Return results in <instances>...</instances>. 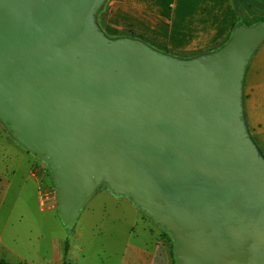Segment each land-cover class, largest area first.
Listing matches in <instances>:
<instances>
[{"label":"water","instance_id":"water-1","mask_svg":"<svg viewBox=\"0 0 264 264\" xmlns=\"http://www.w3.org/2000/svg\"><path fill=\"white\" fill-rule=\"evenodd\" d=\"M94 0H0V102L54 159L70 213L111 167L180 242L179 264H264V178L233 126L238 76L258 26L193 68L83 32Z\"/></svg>","mask_w":264,"mask_h":264},{"label":"crops","instance_id":"crops-1","mask_svg":"<svg viewBox=\"0 0 264 264\" xmlns=\"http://www.w3.org/2000/svg\"><path fill=\"white\" fill-rule=\"evenodd\" d=\"M240 14L264 18V0H111L106 22L118 30L156 38L168 49L188 56L221 45ZM237 100L232 109L237 139L247 159L264 178V36L246 69ZM40 164L16 127L5 118L1 120L0 261L180 263L179 240L130 189H117L111 182L108 186L92 185L69 214L60 200L53 210H43L40 205L38 210L35 204H39V183L51 187L60 184L53 166L35 175ZM94 191L110 201H102L95 208L90 202ZM8 194L14 198L7 206L4 201ZM127 194L131 195L130 202L119 200V195ZM95 211L101 223L97 232V224L92 222Z\"/></svg>","mask_w":264,"mask_h":264},{"label":"rangeland","instance_id":"rangeland-1","mask_svg":"<svg viewBox=\"0 0 264 264\" xmlns=\"http://www.w3.org/2000/svg\"><path fill=\"white\" fill-rule=\"evenodd\" d=\"M110 2H111V0H94L86 8L85 13H84V17H83V21H82L83 32L89 39H91L94 42L97 49H99V50H111V51L116 52L121 47H125V46L126 47H133V48H137V49L144 51V53L147 54L148 56H150L151 58H155V59H158L160 61H166V62L172 63L179 68H193V67H196V66H198L204 62H209L211 60H215V59L219 58L221 55H223V53H225L227 51V49H229L232 46V44L234 43V41L236 40L237 37L243 36V35H248L249 33H251L254 29H256L258 27V25L250 26L251 18L247 17L246 15L240 14L238 16V19H236V22L233 26V29L230 33V36L221 45L217 46L216 48H214L212 50L204 51L200 54H189L187 56V55H182L178 52H174L173 50H170V49L168 51L167 49H165L166 47H164V45H162V47H161V45L158 44V42H161L159 40L158 41H154V40L149 41V38H147L146 40L138 38L137 36L133 35L131 33V31H129V30H125L126 31V32H124L125 37H122V38L111 37V36L105 34L102 31V25L107 23L106 17H107ZM133 33H134V31H133ZM261 40H262V38L260 40H258V42H256V44H254V46L251 48V50L246 55L245 60L242 64V67H241V70H240V73L238 76V80H237L236 90H235L234 102H236V106L238 104L239 99L237 100V97H238L239 89L242 85V81L244 79V74H245L246 69L248 68V65L252 59V56H253L255 49H256V46L260 43ZM153 42H155V43H153ZM156 47L159 49H157ZM160 47H161V50H160ZM164 52H166L168 54H165ZM234 102H233V104H234ZM6 108H7L6 104L4 102H0V114H1L0 121L4 120V118H5V119L9 120L13 126H15V124L13 122V118L9 114L6 113ZM19 134H21V133L19 132ZM24 139L30 144L32 153L34 154L35 157L37 156L39 163H41L38 166V168L36 169L35 175H38L41 170L42 171L44 169L49 170V166H53V168H56L55 161L48 152H46L45 150H43L42 148L37 146L32 141L26 139L25 137H24ZM41 166H43L44 168H42ZM110 170H111L110 166L99 168L96 180L94 181L93 185H95V186H102V185L108 186L109 182H111L109 179ZM56 173H57V171H56ZM57 178L59 180L58 175H57ZM59 182H60V180H59ZM46 186L54 189L55 192L58 193V199L60 200V202L62 203V205L64 207V195H63V191L61 188V184H59V186H55V187L54 186L51 187L49 185H46ZM119 196L121 198L119 200H125L127 202H130V200H131L130 194L119 195ZM38 197H39V195H38ZM105 197H107V196L106 195H97V193L94 191L93 198L90 202L92 203V205L95 208H98V207H100L102 201H106V202L110 201L109 199H105ZM12 198H14V197L11 196L10 194H8V198L4 201L7 204V206L11 203ZM39 205L40 204H38V202H37L35 204V207L38 209ZM106 206L110 207L107 203H106ZM92 222L97 224V227L96 228L94 227V232H97L99 230V228H101V225H100L101 223H100V219H99L97 211H95V215L92 217ZM203 264H206V263H203ZM217 264H244V263L239 262L238 260H225V261L217 262Z\"/></svg>","mask_w":264,"mask_h":264},{"label":"trees","instance_id":"trees-1","mask_svg":"<svg viewBox=\"0 0 264 264\" xmlns=\"http://www.w3.org/2000/svg\"><path fill=\"white\" fill-rule=\"evenodd\" d=\"M255 25L264 27V18H262V17L251 18L250 26H255ZM102 31L111 37H119V38L125 37L124 32H126L125 30L115 29V28L111 27L108 23H105L104 25H102ZM129 31H131V33L133 35L137 36L138 38L145 39V40L147 38H149V41L150 40L158 41L156 38H153L151 36H147V35L139 34V33H135V32L133 33L132 30H129ZM153 43H155V42H153ZM158 44L161 45V47H162V45H164V47H166L165 49H167L169 51V49L167 48V46L164 43L158 42ZM161 47H160V50H161ZM157 49H159V48H157ZM164 53L168 54L166 52H164ZM0 264H9V263H7L5 261H0Z\"/></svg>","mask_w":264,"mask_h":264},{"label":"built area","instance_id":"built-area-1","mask_svg":"<svg viewBox=\"0 0 264 264\" xmlns=\"http://www.w3.org/2000/svg\"><path fill=\"white\" fill-rule=\"evenodd\" d=\"M39 204L43 210H53L58 204V193L54 189L46 186L43 182L38 187Z\"/></svg>","mask_w":264,"mask_h":264}]
</instances>
